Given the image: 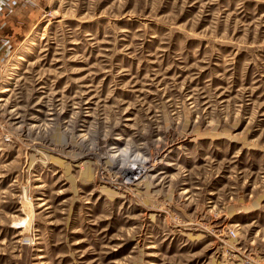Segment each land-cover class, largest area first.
<instances>
[{
	"label": "rangeland",
	"instance_id": "obj_1",
	"mask_svg": "<svg viewBox=\"0 0 264 264\" xmlns=\"http://www.w3.org/2000/svg\"><path fill=\"white\" fill-rule=\"evenodd\" d=\"M0 264H264V0L0 8Z\"/></svg>",
	"mask_w": 264,
	"mask_h": 264
},
{
	"label": "bare ground",
	"instance_id": "obj_2",
	"mask_svg": "<svg viewBox=\"0 0 264 264\" xmlns=\"http://www.w3.org/2000/svg\"><path fill=\"white\" fill-rule=\"evenodd\" d=\"M7 91H9V90H5L4 92H7ZM143 175H144V169L140 168V169H136L135 171L133 170L132 172H129V171L124 172L121 174V177L119 178V180L117 179V180H111V181L115 182V184L118 186L117 188L127 189L130 187L136 186L138 179L140 177H142ZM23 222H24L26 227H28L30 225L29 220H27V219H24ZM233 231L235 232V230H233ZM235 234H236V232H235Z\"/></svg>",
	"mask_w": 264,
	"mask_h": 264
},
{
	"label": "built area",
	"instance_id": "obj_3",
	"mask_svg": "<svg viewBox=\"0 0 264 264\" xmlns=\"http://www.w3.org/2000/svg\"><path fill=\"white\" fill-rule=\"evenodd\" d=\"M11 2H12V0H0V8L1 9H3V8L8 9L11 6ZM231 233L233 235H235V232L233 230H231Z\"/></svg>",
	"mask_w": 264,
	"mask_h": 264
}]
</instances>
